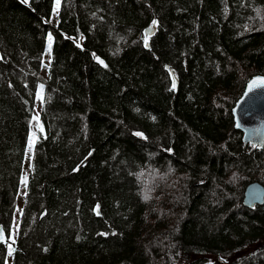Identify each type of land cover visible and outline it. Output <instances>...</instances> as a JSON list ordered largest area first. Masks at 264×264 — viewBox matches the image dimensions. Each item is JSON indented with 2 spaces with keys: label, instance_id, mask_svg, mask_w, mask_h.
I'll list each match as a JSON object with an SVG mask.
<instances>
[{
  "label": "trees",
  "instance_id": "obj_1",
  "mask_svg": "<svg viewBox=\"0 0 264 264\" xmlns=\"http://www.w3.org/2000/svg\"><path fill=\"white\" fill-rule=\"evenodd\" d=\"M255 75L264 0H0V264H264Z\"/></svg>",
  "mask_w": 264,
  "mask_h": 264
},
{
  "label": "water",
  "instance_id": "obj_2",
  "mask_svg": "<svg viewBox=\"0 0 264 264\" xmlns=\"http://www.w3.org/2000/svg\"><path fill=\"white\" fill-rule=\"evenodd\" d=\"M149 30L147 35L152 37L156 32V27L152 23L145 29ZM150 40H148L147 49L151 48ZM264 75H255L247 83L244 93L233 108L234 127L243 133V140L249 144L264 146V84L253 85L251 90L249 86L252 80ZM172 81L175 82L176 91L178 83L172 75ZM244 203L248 207H254L256 204L264 203V185L259 181L251 182L245 191ZM0 244H10L13 250L16 249L14 241L9 239L8 232L3 225H0Z\"/></svg>",
  "mask_w": 264,
  "mask_h": 264
},
{
  "label": "snow or ice",
  "instance_id": "obj_3",
  "mask_svg": "<svg viewBox=\"0 0 264 264\" xmlns=\"http://www.w3.org/2000/svg\"><path fill=\"white\" fill-rule=\"evenodd\" d=\"M22 2L27 4V3H29V0H22ZM56 6H57V9H58L59 6H60V0H56ZM152 24L153 25H157L158 21L153 20ZM148 32H149V30H146V35L144 37V45H145V47H148V40H149V36L147 35ZM51 48H52V36H51V34H49V37H48V49H49V51L51 50ZM97 60H99V63L104 64V61L100 60L99 57H97ZM104 66L107 67V65H104ZM258 84H264V77H257L256 79L252 80L251 85L249 86L250 90H251V87L253 85H258ZM172 87L173 88L176 87L175 82H173ZM41 89H43V85H41ZM40 98H41V100H43V96H41ZM33 119L36 120V121H39V116L36 115V116L33 117ZM38 126H39L40 131L43 132L44 131L43 125H38ZM136 135L137 136H141L143 134L138 132V133H136ZM36 138H37L36 133L33 132L32 133V137H31V143H35ZM74 170H76V169H74ZM24 181H25V183L27 182V176L24 177ZM148 198H149L148 195L145 194L144 199H148ZM98 209H99V205H97V215L100 214ZM103 235H107V233H103ZM0 239H3L2 235H0ZM9 251H10V253L12 251L11 245H9Z\"/></svg>",
  "mask_w": 264,
  "mask_h": 264
},
{
  "label": "rangeland",
  "instance_id": "obj_4",
  "mask_svg": "<svg viewBox=\"0 0 264 264\" xmlns=\"http://www.w3.org/2000/svg\"><path fill=\"white\" fill-rule=\"evenodd\" d=\"M51 51V50H50ZM50 51L47 53V54H50L51 55V53H50ZM36 115H38V116H40V109L37 107L36 109H35V114H34V116H36ZM38 125H39V123H38V121H36L35 120V122H34V129H33V132H35L36 133V136H37V133H38V131H37V127H38ZM31 137H32V133L30 134V137H29V144H28V152H29V154L27 155V159H26V166H25V168H24V170H23V174H22V179H23V184H22V186H21V189H20V195H19V206H18V210H17V213H20V209H21V205H22V203H23V197H24V192H25V181H24V177L25 176H27V178H28V175H29V171H30V168H29V166H30V153H31V147H32V145L34 144V143H31ZM37 139V138H36ZM36 141V140H35ZM19 225V220H18V214H17V219H16V221H15V223H14V225H13V228H15L16 226H18Z\"/></svg>",
  "mask_w": 264,
  "mask_h": 264
}]
</instances>
